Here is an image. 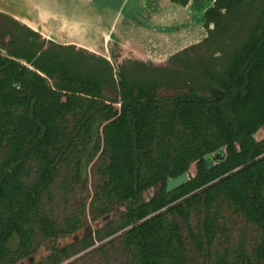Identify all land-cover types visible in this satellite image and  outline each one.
Segmentation results:
<instances>
[{
  "label": "trees",
  "instance_id": "16d2710c",
  "mask_svg": "<svg viewBox=\"0 0 264 264\" xmlns=\"http://www.w3.org/2000/svg\"><path fill=\"white\" fill-rule=\"evenodd\" d=\"M205 16L214 27L173 66L126 57L115 67L0 12V264L43 241L50 264L69 254L57 239L83 228L85 203L61 223L45 200L63 169L72 190L95 160L92 219L124 209L94 232L122 229L112 244L122 264H264V137L254 136L264 125V0H217ZM169 81L178 90L159 93ZM193 162L167 191L166 178Z\"/></svg>",
  "mask_w": 264,
  "mask_h": 264
},
{
  "label": "rangeland",
  "instance_id": "374dc122",
  "mask_svg": "<svg viewBox=\"0 0 264 264\" xmlns=\"http://www.w3.org/2000/svg\"><path fill=\"white\" fill-rule=\"evenodd\" d=\"M9 5L14 3V6H20L21 9H28V6H31V2L28 0H5ZM72 7L73 0H65ZM118 0H111V4H114ZM19 3V4H18ZM99 3V4H98ZM101 0L97 1V6L94 3H91L88 8L95 9L100 7L101 10ZM18 4V5H17ZM77 3L75 8L77 7ZM103 14L102 17L107 18L109 16V6L106 4L103 6ZM202 21V20H201ZM182 25V24H181ZM201 26V22L199 24H193L189 28V30L196 35V31L198 27ZM41 37L46 39L54 40L57 43H62V39H58L54 34L52 29L39 31ZM165 36V34H163ZM4 40L8 38V36L3 35ZM138 42V41H137ZM121 40L116 37L108 38L107 41L100 40L99 42L93 44L87 50L91 52H95L96 54L102 55L106 57L115 67H118L120 62L124 60L126 57L131 56V58L141 59L145 62H152L153 64L164 65V66H173L175 64V58L171 57V53L177 50L179 46L183 43L180 42L177 46L171 48H162L161 43L158 42L156 44L147 45L146 42L142 43V41L138 42L136 47L130 48L125 43L121 44ZM176 44V43H175ZM201 49L197 48L195 50H191L189 54L194 55L199 52ZM3 54H6L5 49L1 51ZM22 63L28 65L24 60L19 59ZM153 60V61H151ZM32 67V66H30ZM181 85L180 82L177 81H169L163 83L159 88V93H171L176 92L178 90V86ZM109 97L113 100L114 106L117 108L120 106L118 102V97L115 92L107 91ZM256 139H260L264 137V125H262L254 134ZM96 160L93 161L88 168V176L87 183L83 182V185H75V188L72 190H67L65 171H61L59 176L56 177L54 187L51 190L52 200H45V208L51 212L52 216H54L59 222L62 223L63 218L66 214L71 211H77L81 209V203H85V212L81 215V221L83 228L78 230V232H74L71 234L60 235L57 239L58 246H68L69 254L65 256L59 264H122V256L119 251H116V237L122 231L118 230L112 234H104L105 231L100 233L94 232L95 227L102 226L105 222L111 219H116L120 211L124 209V205L115 206L114 209L107 214H97L95 215V219H92L93 213L89 208L90 198L94 191V184L98 179V173L96 172ZM189 172L191 174L195 173V163L193 162L189 167ZM152 192V189H149L144 192V197L147 198ZM107 215L106 219L103 217ZM91 232V235L86 237L81 241L82 236H85ZM239 230L233 231L232 237L235 241L239 237ZM249 234V233H248ZM74 235H76L77 243H72V236L74 239ZM41 240V239H39ZM112 240V242H110ZM38 239L35 240L37 242ZM40 242V241H38ZM18 243V237L13 235L9 240V247L15 249ZM47 241L41 242L39 245H36V249L32 254L34 256L33 262L36 263L39 259H43L39 264H50L47 260L46 256L50 251V247ZM114 244V247L113 245ZM28 257V256H27ZM27 257L23 256L19 258V261L11 264H21L27 263ZM36 261V262H35ZM38 264V263H37ZM202 264V263H201Z\"/></svg>",
  "mask_w": 264,
  "mask_h": 264
},
{
  "label": "water",
  "instance_id": "95a60500",
  "mask_svg": "<svg viewBox=\"0 0 264 264\" xmlns=\"http://www.w3.org/2000/svg\"><path fill=\"white\" fill-rule=\"evenodd\" d=\"M28 1L31 2V6H28V9H21L20 6L13 7L14 3L9 5L5 0H0V12L12 16L35 31L52 29L56 37L63 41L58 44H73L76 47L87 49L100 40L105 39L107 41L110 37H116L120 40L133 38L137 42L136 40H141V38L155 33V31L148 29L150 22L145 23L144 17L137 15L140 10L136 9L135 6L142 0H118L114 4L110 3L111 0H101V2L103 1L101 10L100 7H97L96 10L88 8L91 3L97 6L98 0H73L71 8H69L71 5L65 0ZM76 3L78 5L75 8ZM106 4L109 6L107 18L105 14L102 17L103 6ZM126 19L133 23L131 25L123 23V21H127ZM156 34L160 36L165 33L156 31ZM125 44L130 47L128 42L125 41ZM220 155L221 153L217 151L212 154V158L216 161ZM188 180L189 171L187 170L176 176H168L166 178V190L170 191L177 188ZM106 218L107 215L103 217V219ZM76 237L74 235V239ZM33 260V255L27 257V262L31 263Z\"/></svg>",
  "mask_w": 264,
  "mask_h": 264
},
{
  "label": "crops",
  "instance_id": "0c3cea01",
  "mask_svg": "<svg viewBox=\"0 0 264 264\" xmlns=\"http://www.w3.org/2000/svg\"><path fill=\"white\" fill-rule=\"evenodd\" d=\"M143 2L144 0L138 2L136 6L142 4ZM158 4H160V7H158V9L156 10H153L151 14L143 13L144 14L143 15L141 11L137 12L138 16L142 15V17H144L145 23L150 22L148 29L151 31H155L153 35H147L144 38L146 42H152V43L160 42L162 46L167 45L170 47L173 46L174 43L182 42L183 43L182 46H183L198 39V37L197 36L195 37L194 33H192L189 30L190 16L188 14L189 10L187 7H182L180 5L174 4L169 0H158ZM123 23L126 24L129 23V25H131L133 22L127 20V21H123ZM178 25L181 26L179 27V29L172 27ZM169 30L172 31L168 33ZM156 31L165 33V36H163V34H161L160 36L157 35ZM122 40H121L122 42L121 44H123V42L125 43L126 41V43L128 42L130 44V48L136 47L135 44L141 41V40H136L138 42H135L133 38H130V40L129 39H122Z\"/></svg>",
  "mask_w": 264,
  "mask_h": 264
},
{
  "label": "flooded vegetation",
  "instance_id": "af4514ba",
  "mask_svg": "<svg viewBox=\"0 0 264 264\" xmlns=\"http://www.w3.org/2000/svg\"><path fill=\"white\" fill-rule=\"evenodd\" d=\"M169 1L174 3V4L180 5L182 7L188 8V10H189L188 14L190 16L189 28L191 27V25L199 24L201 22V26L198 27L199 31L195 30L196 31L195 37L197 36L198 39L196 41H193V42H190L186 45L178 47L176 51L171 53V56H172L174 53H176L177 51H179L185 47H188L190 45L197 44V43L201 42L208 35V30L212 29L214 27V24H213V22H209L208 24L206 23L205 13H206L207 9L215 6L217 0H185V2H182L181 0H169ZM158 7H160V4H158V0H144V2L142 4L135 6L136 9L138 8L144 14H151V12L153 10L158 9ZM220 9L222 11L225 10L224 7H221ZM179 25H181V24H179ZM179 25L178 26H172V27L179 29V27H181ZM171 29H173V28H171ZM171 31L172 30H169L168 33H170ZM141 41H142V43L146 42L144 40V38L143 39L141 38ZM146 43H147V45L156 44L155 42L154 43L146 42ZM177 44L178 43H176V44L174 43L173 46H170V47L167 45L162 46V44H161V46H162V48H171ZM151 61H153V60H151Z\"/></svg>",
  "mask_w": 264,
  "mask_h": 264
}]
</instances>
